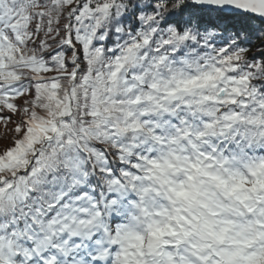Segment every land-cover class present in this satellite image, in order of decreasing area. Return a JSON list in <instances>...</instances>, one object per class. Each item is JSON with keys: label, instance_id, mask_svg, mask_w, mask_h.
Here are the masks:
<instances>
[{"label": "snow or ice", "instance_id": "1", "mask_svg": "<svg viewBox=\"0 0 264 264\" xmlns=\"http://www.w3.org/2000/svg\"><path fill=\"white\" fill-rule=\"evenodd\" d=\"M0 264H264V0H0Z\"/></svg>", "mask_w": 264, "mask_h": 264}]
</instances>
